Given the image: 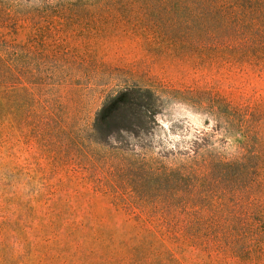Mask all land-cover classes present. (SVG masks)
Listing matches in <instances>:
<instances>
[{"label":"rangeland","instance_id":"374dc122","mask_svg":"<svg viewBox=\"0 0 264 264\" xmlns=\"http://www.w3.org/2000/svg\"><path fill=\"white\" fill-rule=\"evenodd\" d=\"M217 11L195 0H0L5 59L20 67L15 89L0 86V264H173L152 259L164 248L147 217L169 197L168 153L205 139L230 157L237 111L262 118L253 130L264 133V61L208 46L202 15ZM125 86L160 92L156 125L91 141L104 98ZM173 250L183 264L208 261Z\"/></svg>","mask_w":264,"mask_h":264},{"label":"trees","instance_id":"16d2710c","mask_svg":"<svg viewBox=\"0 0 264 264\" xmlns=\"http://www.w3.org/2000/svg\"><path fill=\"white\" fill-rule=\"evenodd\" d=\"M195 1L218 9L212 16L202 15L201 27L215 37L209 47L229 49L248 61H264V0ZM210 17L216 22L213 31L207 26ZM2 42L0 86L13 90L20 84V67L13 69L5 59L9 51ZM161 108V94L155 89L125 86L113 91L95 113L90 140L102 144L118 134H144L156 125ZM2 110L0 102L1 121ZM233 115L231 125L238 136L230 157L215 151L205 139L187 152L168 153L171 161L161 167V174L169 197L153 202L163 206L147 216L157 224L154 232L164 248V257L157 251L154 261L183 264L173 249L182 253L191 248L207 258L203 264H264V133L253 130L262 125V118L249 112ZM138 253L139 260L148 255Z\"/></svg>","mask_w":264,"mask_h":264}]
</instances>
